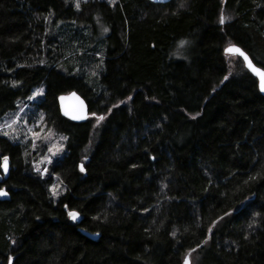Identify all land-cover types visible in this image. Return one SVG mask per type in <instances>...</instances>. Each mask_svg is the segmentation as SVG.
<instances>
[{
  "label": "trees",
  "instance_id": "1",
  "mask_svg": "<svg viewBox=\"0 0 264 264\" xmlns=\"http://www.w3.org/2000/svg\"><path fill=\"white\" fill-rule=\"evenodd\" d=\"M63 24L88 32L79 75ZM230 45L264 70V0H0V118L42 90L30 122L63 146L42 175L44 138L0 134V264H264V95ZM71 92L86 122L62 116Z\"/></svg>",
  "mask_w": 264,
  "mask_h": 264
},
{
  "label": "rangeland",
  "instance_id": "2",
  "mask_svg": "<svg viewBox=\"0 0 264 264\" xmlns=\"http://www.w3.org/2000/svg\"><path fill=\"white\" fill-rule=\"evenodd\" d=\"M66 1L71 2L76 9H80L82 3L95 0ZM100 1L108 3L115 2V0ZM77 3H79V7L76 6ZM97 25L98 29L94 36L96 39L103 38L104 35H107V28L102 23ZM58 32H62L61 41L65 42L67 46H71L69 48V55L65 57V63L62 64V68L70 74L80 73L82 65L84 64L81 53L84 51L89 52L91 47V45L86 41V38L88 37L87 30L78 29L72 24H70V26L63 24L60 28L55 29L53 33L56 34ZM93 47L97 49V51L91 52V55L87 56L89 65L85 68L84 77L89 84H92L95 89H98L99 86H102L100 79L105 69V54L102 51L104 49L103 41L97 42ZM41 95L42 90L36 91L31 96L30 100L26 104L20 106L17 111L0 118V134L4 135V133L7 132L8 135L6 136H11L21 143H28L31 140L34 144H36L38 140L44 138L47 144V149L40 160L35 163V171L45 175V169L47 170V166L50 162L61 154L63 146L60 139L56 137L53 132H44V127H42L40 121H36L34 123L30 122V111L33 110L31 104ZM8 125H11V127H8ZM34 133H38L39 135H34ZM2 163L3 159H1L0 167H2Z\"/></svg>",
  "mask_w": 264,
  "mask_h": 264
},
{
  "label": "water",
  "instance_id": "3",
  "mask_svg": "<svg viewBox=\"0 0 264 264\" xmlns=\"http://www.w3.org/2000/svg\"><path fill=\"white\" fill-rule=\"evenodd\" d=\"M150 2L154 3V4H158V5H165V4H168L170 3L172 0H149ZM238 54V53H237ZM248 56V55H247ZM242 57V56H241ZM243 58V57H242ZM250 59V58H249ZM244 60V59H243ZM251 60V59H250ZM253 63V62H252ZM245 64H246V67L248 68L247 66V63L245 61ZM253 65L255 66V64L253 63ZM257 67V66H255ZM248 70L253 73L249 68ZM254 74V73H253ZM255 75V74H254ZM256 76V75H255ZM258 77V76H257ZM259 78V77H258ZM259 81H260V78H259ZM261 90V89H260ZM264 95V91H261ZM75 94V95H73ZM61 97H63V100H61ZM78 98V99H77ZM80 101H83V106H84V118L83 119H80V120H75V119H72V116L71 115H65V110L67 109L69 112H72L73 110H77L79 108V105H80ZM58 105H59V108H60V112L62 114L63 117L73 121V122H76V123H83V122H86L89 117L91 116L90 114V110H89V106H88V103L85 101V99L79 95L77 92H71L69 94H64V95H61L59 96L58 98ZM0 164H1V159H0ZM8 168H9V161H8ZM2 170H3V173H4V177L7 178L8 177V173H9V169L7 170V172L4 171V168H3V163H2ZM4 192H6L7 194L6 195H0V200H9L10 199V195L9 193L3 189ZM71 218V217H70ZM71 220H73L71 218ZM74 222L76 223H80L81 221V216L78 215V217L73 220ZM83 235H85L87 238L91 239V240H97L99 239L100 235L99 234H92V233H89L87 231H82ZM186 261H187V264H192V261H191V257L190 255L187 256L185 258V261L183 264H186Z\"/></svg>",
  "mask_w": 264,
  "mask_h": 264
},
{
  "label": "snow or ice",
  "instance_id": "4",
  "mask_svg": "<svg viewBox=\"0 0 264 264\" xmlns=\"http://www.w3.org/2000/svg\"><path fill=\"white\" fill-rule=\"evenodd\" d=\"M77 7H79V3L76 4ZM221 23L224 22V18L223 16L221 17ZM183 43V42H182ZM226 52H230V53H238L240 56L243 57L244 61H246L247 63V66L248 68L256 75L260 78V89L261 91H264V70L258 68V67H255L252 63V61L249 59V57L238 47L236 46H233V45H230L226 50ZM225 79H227V77H225ZM75 95V94H73ZM78 99V98H77ZM61 100H63V97H61ZM65 115H71L72 116V119H75V120H80V119H83L84 118V106H83V101H80V105H79V108L77 110H73L72 112H69L67 109L65 110ZM93 116H96V113H92ZM104 119V116L101 115L97 118L98 122L103 120ZM8 127H11V125H8ZM4 135H8L7 132L4 133ZM34 135H39L38 133H34ZM3 168H4V171L7 172L8 170V157L7 156H4L3 157ZM80 169L81 171L84 170L83 168V165L80 166ZM46 171V169H45ZM7 193L4 192L3 189H0V195H6ZM67 207V206H65ZM68 215L73 219L75 220L79 213L78 212H75V211H72V212H69ZM186 264H187V261H186Z\"/></svg>",
  "mask_w": 264,
  "mask_h": 264
}]
</instances>
